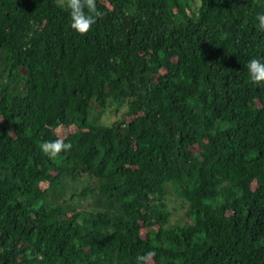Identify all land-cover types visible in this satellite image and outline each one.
Returning a JSON list of instances; mask_svg holds the SVG:
<instances>
[{
	"label": "trees",
	"instance_id": "trees-1",
	"mask_svg": "<svg viewBox=\"0 0 264 264\" xmlns=\"http://www.w3.org/2000/svg\"><path fill=\"white\" fill-rule=\"evenodd\" d=\"M96 6L0 0V264H264V0Z\"/></svg>",
	"mask_w": 264,
	"mask_h": 264
},
{
	"label": "clouds",
	"instance_id": "clouds-1",
	"mask_svg": "<svg viewBox=\"0 0 264 264\" xmlns=\"http://www.w3.org/2000/svg\"><path fill=\"white\" fill-rule=\"evenodd\" d=\"M58 6L67 10L70 16V27L80 36L87 35L103 13L97 9V0H57ZM259 28L264 30V14H258ZM250 81L256 85H264V62L253 58L247 64ZM41 151L50 159H57L61 153H67L72 149L71 143H65L64 139L57 138L53 141H45L40 145ZM155 256L154 251H148L144 255H138L137 264H149Z\"/></svg>",
	"mask_w": 264,
	"mask_h": 264
},
{
	"label": "rangeland",
	"instance_id": "rangeland-1",
	"mask_svg": "<svg viewBox=\"0 0 264 264\" xmlns=\"http://www.w3.org/2000/svg\"><path fill=\"white\" fill-rule=\"evenodd\" d=\"M126 111L125 106L121 107L119 110H115L113 107H110L106 110V112L102 116V121L104 124L110 125L114 121L120 118V115ZM168 209L172 213L170 218V223L173 224L183 213V208L181 205V201L178 198L170 197L167 199Z\"/></svg>",
	"mask_w": 264,
	"mask_h": 264
}]
</instances>
